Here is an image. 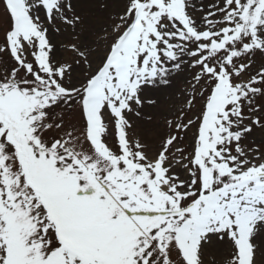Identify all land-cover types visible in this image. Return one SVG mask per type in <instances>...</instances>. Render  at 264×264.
<instances>
[{
	"label": "snow or ice",
	"instance_id": "6c2138e0",
	"mask_svg": "<svg viewBox=\"0 0 264 264\" xmlns=\"http://www.w3.org/2000/svg\"><path fill=\"white\" fill-rule=\"evenodd\" d=\"M0 264H264V0H0Z\"/></svg>",
	"mask_w": 264,
	"mask_h": 264
},
{
	"label": "rangeland",
	"instance_id": "374dc122",
	"mask_svg": "<svg viewBox=\"0 0 264 264\" xmlns=\"http://www.w3.org/2000/svg\"><path fill=\"white\" fill-rule=\"evenodd\" d=\"M108 23H109V25H111L112 21H108ZM98 27L100 30L99 31H92L91 35H89L86 40H81V41H73L71 39L67 40L68 44H72V43L78 44L80 51H87L88 59L90 61H92L93 68L96 65L95 57L97 55L103 54V52L106 50V45L111 43V39H109L107 41L100 39L101 33L103 32V29H104L103 18L101 19ZM80 31H81L80 29H77L78 33ZM92 49H95V51H93ZM63 58L69 63H74L80 57H79L77 51L64 49L63 50ZM90 71H91V69H88L86 66L81 65L79 72L77 73L81 77V82L87 76V74ZM170 104L172 105V108L170 109V111L175 113V111L180 107L181 101L179 99L173 98L170 101ZM159 119H160L161 127H163L164 126V117L161 116ZM224 255H225L224 252H215V256H216L217 260H222L224 258ZM208 258L211 259L212 256L209 255Z\"/></svg>",
	"mask_w": 264,
	"mask_h": 264
}]
</instances>
